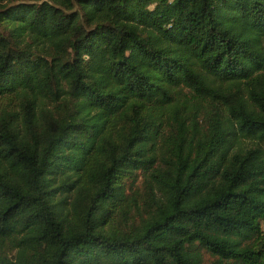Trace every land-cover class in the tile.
Listing matches in <instances>:
<instances>
[{
  "label": "trees",
  "instance_id": "trees-1",
  "mask_svg": "<svg viewBox=\"0 0 264 264\" xmlns=\"http://www.w3.org/2000/svg\"><path fill=\"white\" fill-rule=\"evenodd\" d=\"M264 0H0V264H264Z\"/></svg>",
  "mask_w": 264,
  "mask_h": 264
},
{
  "label": "rangeland",
  "instance_id": "rangeland-1",
  "mask_svg": "<svg viewBox=\"0 0 264 264\" xmlns=\"http://www.w3.org/2000/svg\"><path fill=\"white\" fill-rule=\"evenodd\" d=\"M263 228H264V223L262 224Z\"/></svg>",
  "mask_w": 264,
  "mask_h": 264
}]
</instances>
